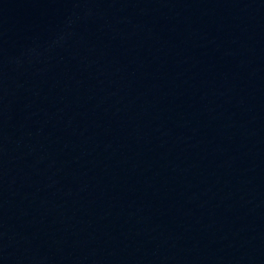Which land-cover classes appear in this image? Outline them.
<instances>
[{
  "label": "water",
  "instance_id": "obj_1",
  "mask_svg": "<svg viewBox=\"0 0 264 264\" xmlns=\"http://www.w3.org/2000/svg\"><path fill=\"white\" fill-rule=\"evenodd\" d=\"M0 264H264V0H0Z\"/></svg>",
  "mask_w": 264,
  "mask_h": 264
}]
</instances>
